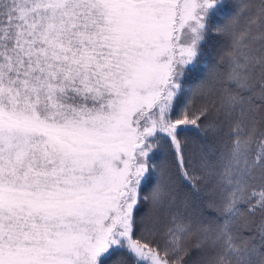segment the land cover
Wrapping results in <instances>:
<instances>
[{
	"label": "snow or ice",
	"instance_id": "6c2138e0",
	"mask_svg": "<svg viewBox=\"0 0 264 264\" xmlns=\"http://www.w3.org/2000/svg\"><path fill=\"white\" fill-rule=\"evenodd\" d=\"M210 29L228 38V59L187 92L216 93L230 125L219 160L223 222L174 217L160 248L142 237L154 234L167 193L163 170L140 237L134 209L161 142L189 178V126L199 130L208 107L189 115L188 99L172 114ZM257 211L264 0H0V264H264V221L259 245L242 234V218Z\"/></svg>",
	"mask_w": 264,
	"mask_h": 264
},
{
	"label": "trees",
	"instance_id": "16d2710c",
	"mask_svg": "<svg viewBox=\"0 0 264 264\" xmlns=\"http://www.w3.org/2000/svg\"><path fill=\"white\" fill-rule=\"evenodd\" d=\"M249 2L258 6L260 0H249ZM256 7H253V13ZM232 15L231 7H225L218 11L213 17V23L216 25L225 23ZM245 18L240 21L242 28L246 23ZM255 28V26H253ZM228 38L225 35L217 34L214 29H210L206 38L201 44L198 61L186 68L182 78L183 87L186 90L185 96L181 97L180 103L177 104L176 111L172 114L173 119L180 115L181 109L188 99L191 103L187 105L189 115L207 106L208 112L206 117L202 118L200 129L189 126V132L184 145L185 159L189 161L187 169L189 178H185L179 168L176 166L175 157L171 150L163 146L155 149L150 153V172L146 174V178L142 180L139 192L140 200L134 209L137 219V233L141 236V221L149 211V202L145 199L150 197L155 187L158 175L163 170L165 173L164 183L168 185L167 193L160 205L152 213L150 223L154 226V234H145L142 238L147 239L160 248L164 247L167 239V231L173 226V218H189L202 220L219 224L223 222L220 211L225 193L223 186L219 181L220 154L224 151L225 145L231 143L230 125L224 120L222 115H218L213 107V101L217 100V94L213 92H200L191 95L187 90L192 89L195 85L206 77L214 65H221L227 57ZM223 79V73H219L218 80L215 84L216 88L220 87V80ZM209 124H214L215 131L208 129ZM163 135V134H161ZM206 160L208 167L202 166V161ZM155 168V171L152 169ZM255 187L260 188V182L257 181ZM252 189L246 192L251 195ZM264 221V213L256 212L255 214H245L241 223L246 227L242 229L245 237L254 236V243H261V236L258 232V226ZM194 242V238H193ZM111 264V262H109ZM128 264H131L129 260Z\"/></svg>",
	"mask_w": 264,
	"mask_h": 264
}]
</instances>
